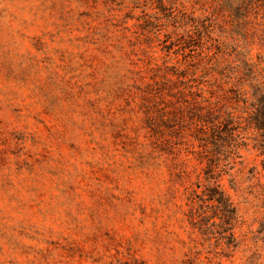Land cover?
<instances>
[{
    "label": "rangeland",
    "instance_id": "1",
    "mask_svg": "<svg viewBox=\"0 0 264 264\" xmlns=\"http://www.w3.org/2000/svg\"><path fill=\"white\" fill-rule=\"evenodd\" d=\"M212 66L246 118L264 0H0V264H264L261 137L202 149L177 79Z\"/></svg>",
    "mask_w": 264,
    "mask_h": 264
},
{
    "label": "trees",
    "instance_id": "2",
    "mask_svg": "<svg viewBox=\"0 0 264 264\" xmlns=\"http://www.w3.org/2000/svg\"><path fill=\"white\" fill-rule=\"evenodd\" d=\"M177 73V79L180 80L184 86H187L186 90H189L190 95L195 102H198L199 104L198 112L195 113L194 123H196V125H201L202 127V131L197 134V139L201 142L202 149H207L210 146L213 148L221 147L226 142L230 143V140H240V142L234 144L236 147L244 145L242 140L243 136L241 135L242 132H239L242 127V120H244L245 127L247 122L248 126L254 128L256 135L261 137V139L256 138L255 141L256 147L261 149V153L264 155V81L257 82L253 85L252 95L255 100L250 105L251 110L248 112L247 117L243 118L238 115L235 110L224 108V106L219 105L217 102H213L209 96L203 95V88L200 85L211 87L217 83L220 87L224 88V83L229 82L228 73H224L223 70L219 71L217 67L212 66L207 69L202 82L197 80L193 72V76L189 79H187L184 70ZM211 73L213 81L210 78ZM216 73H218L219 76H215ZM158 92L160 95H163L161 90ZM182 93L185 94L183 90ZM208 94L212 95L211 92H208ZM203 100L207 103L206 105L202 104ZM262 166L264 170V161ZM222 171L223 170L217 168L216 163L210 161L205 167V178L207 181L214 179L217 180L219 175L222 174ZM220 195L218 201L222 206V212L224 215L223 221L227 222V219L229 218L228 214L233 210L222 191L220 192Z\"/></svg>",
    "mask_w": 264,
    "mask_h": 264
}]
</instances>
